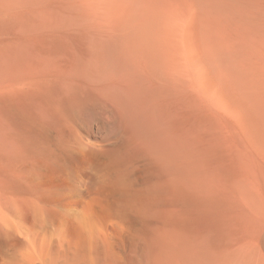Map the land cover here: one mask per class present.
Here are the masks:
<instances>
[{"label":"bare ground","instance_id":"1","mask_svg":"<svg viewBox=\"0 0 264 264\" xmlns=\"http://www.w3.org/2000/svg\"><path fill=\"white\" fill-rule=\"evenodd\" d=\"M255 10L224 67L242 0H0V264H264Z\"/></svg>","mask_w":264,"mask_h":264},{"label":"rangeland","instance_id":"2","mask_svg":"<svg viewBox=\"0 0 264 264\" xmlns=\"http://www.w3.org/2000/svg\"><path fill=\"white\" fill-rule=\"evenodd\" d=\"M244 1L242 0V12L240 13L241 15L239 13H236V15L234 16V19L232 21H230L226 16V18L220 20L221 23H219L217 26V33H219V34H217L218 40H215V41L217 43L221 41V43H223V45H224L223 48L227 51L225 56H224V62H226V64H224V67L232 66V65L236 66L237 63L242 64V62H238V61H240V58L242 61V53H241L242 52V21L244 19H246L247 17L248 18H254L256 15L255 9H257V6L259 4L264 3V0H252L253 2L251 0H244ZM261 1H263V2H261ZM14 17L17 18L18 16H14ZM12 20L13 19L10 16L8 17V15H5L2 11H0V35L1 36L4 35L5 33H7L11 29ZM6 30H8V31H6ZM3 32H5V33H3ZM1 33H3V34H1ZM220 33H222V34H220ZM219 38H221V39H219ZM226 41H228V43ZM224 42H225V44H224ZM229 43H231V44H229ZM228 44H229V46L233 44L232 45L233 47L231 48V47L226 46ZM230 48H231V50L232 49L233 50L231 51ZM235 50H237V51H235ZM229 59L232 60V62ZM228 61L230 64L231 63L232 64L230 65L228 63ZM234 62H236V63H234Z\"/></svg>","mask_w":264,"mask_h":264}]
</instances>
